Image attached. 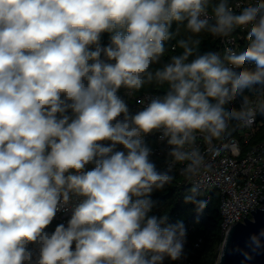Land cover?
<instances>
[{"label": "clouds", "instance_id": "clouds-1", "mask_svg": "<svg viewBox=\"0 0 264 264\" xmlns=\"http://www.w3.org/2000/svg\"><path fill=\"white\" fill-rule=\"evenodd\" d=\"M181 24L192 34L177 41L183 53L153 69ZM239 27H248L243 51L189 60L202 31L227 36ZM153 83L167 91L133 113L125 97ZM257 87L264 0L239 14L227 0H0V264L178 259L183 222L150 214L151 193L173 177L150 160L146 136L162 133L170 155L190 161L182 171L194 174L203 156L185 145L196 133L220 138L230 120L264 115V100L246 107L244 93ZM237 95L241 109H226ZM58 213L66 223L48 231Z\"/></svg>", "mask_w": 264, "mask_h": 264}, {"label": "built area", "instance_id": "built-area-1", "mask_svg": "<svg viewBox=\"0 0 264 264\" xmlns=\"http://www.w3.org/2000/svg\"><path fill=\"white\" fill-rule=\"evenodd\" d=\"M259 0H236L229 6L233 12L239 14L244 7L255 5ZM203 18V17H202ZM207 18L209 23L215 21L213 11L208 9ZM250 27V25L248 26ZM248 27H239L227 36H218L220 43L217 52L221 58L226 49L235 52L243 51L248 44ZM105 44V43H104ZM227 63V62H225ZM245 67H253L245 65ZM126 89H121L124 95ZM164 93L157 91H133L126 100L133 113L143 108L156 96ZM249 100L246 107L255 108L257 103L264 100V88L257 87L244 93ZM242 99L237 95L235 99L226 106L240 110ZM143 101V103H139ZM264 115L256 112L251 123L246 120H230L228 128L220 138H212L211 142L204 139L205 134L196 133L197 139L191 146L185 145V150L195 148L203 156V163L194 174H185L182 169L190 161L178 162L170 155L173 147L167 143V138L159 139L162 133H154L146 136V143L152 150V157L157 163L156 169L176 175L179 184L185 186H197L200 196H207L210 192H219V209L221 213V234L224 239L230 227L238 222L244 221L245 217L251 215L252 211L262 206L261 199L264 197ZM68 214L58 213L53 223L47 229L53 231L57 224L66 223ZM192 232L195 227L190 226ZM181 256L176 260L165 258L163 264H194L199 256L204 239L202 236L192 237L186 231Z\"/></svg>", "mask_w": 264, "mask_h": 264}, {"label": "trees", "instance_id": "trees-1", "mask_svg": "<svg viewBox=\"0 0 264 264\" xmlns=\"http://www.w3.org/2000/svg\"><path fill=\"white\" fill-rule=\"evenodd\" d=\"M236 0H227L228 5L232 4ZM221 0H212V5L219 4ZM212 10L210 6L208 8ZM215 23H209L213 25ZM186 24V21L184 22ZM184 24L180 25L179 35L174 36L164 42L165 53L161 58L160 64L153 65L152 68L161 67L164 63L170 61L171 56L181 55L183 49L177 45V41L180 39H186L192 34L186 31ZM177 24L174 22L172 30L175 31ZM194 39H200V44L195 46L196 51L189 60L194 59L197 54H203L205 52H214L219 47L220 40L217 35H213L207 30L202 31L198 37ZM108 34H104L103 43H108ZM143 91H157L165 93L167 91V85L158 86L155 83L145 84V86L136 91L138 93ZM226 109H229L225 105ZM264 119V117H263ZM264 131V127H263ZM150 160L156 164L158 158L150 156ZM165 172V171H162ZM173 177L169 184H166L161 189H155L151 193V200L154 202V206L150 214H154L158 217H166L167 223L175 224L177 221H182L187 232L192 237L202 236L204 239L199 256L195 259L194 264H217L219 254L221 251L223 237L221 234V213L219 209V192L217 190L210 192L207 196H200L197 193L189 194V186H181L179 179L176 175L167 172ZM195 195L197 201H206V204L202 207L199 203L187 200L186 197ZM190 226L195 227V232H192Z\"/></svg>", "mask_w": 264, "mask_h": 264}, {"label": "water", "instance_id": "water-1", "mask_svg": "<svg viewBox=\"0 0 264 264\" xmlns=\"http://www.w3.org/2000/svg\"><path fill=\"white\" fill-rule=\"evenodd\" d=\"M262 206L244 221L233 224L225 235L217 264H264V197ZM255 236L260 244L252 243Z\"/></svg>", "mask_w": 264, "mask_h": 264}, {"label": "rangeland", "instance_id": "rangeland-1", "mask_svg": "<svg viewBox=\"0 0 264 264\" xmlns=\"http://www.w3.org/2000/svg\"><path fill=\"white\" fill-rule=\"evenodd\" d=\"M192 188H193V186H191L190 191H189V194H192V191H191Z\"/></svg>", "mask_w": 264, "mask_h": 264}]
</instances>
